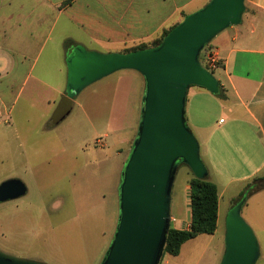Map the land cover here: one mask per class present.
<instances>
[{"label":"rangeland","instance_id":"1","mask_svg":"<svg viewBox=\"0 0 264 264\" xmlns=\"http://www.w3.org/2000/svg\"><path fill=\"white\" fill-rule=\"evenodd\" d=\"M55 30L72 45V3ZM124 70L91 83L71 99L56 98L50 108L46 105L44 124L29 123L21 144L0 138V183L17 178L27 188L23 196L0 202L1 251L48 264L101 263L115 232L118 186L138 130L144 91L143 76ZM191 94L185 104L186 121ZM22 102L23 96L14 112ZM220 115L224 118L228 112ZM192 175L185 164L177 166L169 207L174 228L188 219L187 183ZM208 179L214 181L212 176ZM251 180L234 182L225 191L213 236L188 240L177 255L165 253L159 264H219L231 197L237 199ZM246 201L240 213L259 243L255 264H264V188Z\"/></svg>","mask_w":264,"mask_h":264},{"label":"crops","instance_id":"2","mask_svg":"<svg viewBox=\"0 0 264 264\" xmlns=\"http://www.w3.org/2000/svg\"><path fill=\"white\" fill-rule=\"evenodd\" d=\"M207 1L0 0V138L21 144L29 123L44 124L46 105L67 98L65 58L71 45L55 29L71 3L72 45L121 52L158 38ZM244 4V20L219 32L209 44L223 96L199 86L187 91H192L193 103L186 122L199 142L207 178L212 176L218 189L216 230L220 200L228 187L264 175V0ZM21 96L23 102L14 112ZM223 111L228 112L224 118ZM235 199L232 195L230 207ZM188 225L189 219L178 229Z\"/></svg>","mask_w":264,"mask_h":264},{"label":"water","instance_id":"3","mask_svg":"<svg viewBox=\"0 0 264 264\" xmlns=\"http://www.w3.org/2000/svg\"><path fill=\"white\" fill-rule=\"evenodd\" d=\"M244 9V0H209L186 14L157 46L127 53L69 46L67 99L118 70H136L144 79L138 130L118 186L117 224L100 264H159L170 225V191L177 166L185 164L199 179L208 175L199 142L186 122L187 91L191 85L212 94L219 91L218 80L201 65L199 56L214 36L240 23ZM26 190L20 179L4 180L0 202L17 199ZM246 199L244 192L227 211L219 264H255L259 258L257 237L240 213ZM187 215L189 219V210ZM0 264L48 263L0 250Z\"/></svg>","mask_w":264,"mask_h":264},{"label":"trees","instance_id":"4","mask_svg":"<svg viewBox=\"0 0 264 264\" xmlns=\"http://www.w3.org/2000/svg\"><path fill=\"white\" fill-rule=\"evenodd\" d=\"M245 10H246V6L244 11ZM175 25H173L168 29L163 30L161 35L158 38L152 40L151 42L141 43L133 47L124 49L121 52L127 53L138 49L155 47L162 41L163 37ZM209 44L210 42L206 43L203 46V49L199 56V61L203 67H206L204 62V56L206 51L209 50ZM214 70L215 69H210L209 71L212 74H214ZM191 86H197V85H191ZM214 95L222 97L223 94L221 88H219V91ZM187 184H188V194H189L188 210L190 211L188 228L178 229L169 225L165 238V244H164L162 256L165 253H168L170 255H177L180 252V248L182 244L187 240L192 239L199 234H213L214 231L216 230L217 208H218L217 185L214 182L210 181L207 178V176L203 179H199L196 178L194 175H192L189 178ZM263 188H264V175L255 176L254 178H252L251 182L246 185L245 189L239 193L238 198L234 200L233 204L239 200V198L243 195L244 192H247V197H248L252 193L259 191Z\"/></svg>","mask_w":264,"mask_h":264},{"label":"built area","instance_id":"5","mask_svg":"<svg viewBox=\"0 0 264 264\" xmlns=\"http://www.w3.org/2000/svg\"><path fill=\"white\" fill-rule=\"evenodd\" d=\"M65 1H72V0H65ZM204 62L206 65V69H215L217 67V58L216 54L213 51H206L205 56H204Z\"/></svg>","mask_w":264,"mask_h":264}]
</instances>
